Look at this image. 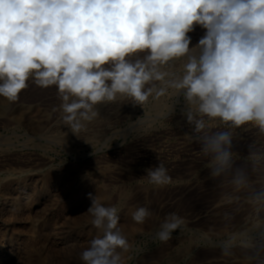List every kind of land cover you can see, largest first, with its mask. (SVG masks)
<instances>
[{"label": "clouds", "instance_id": "clouds-1", "mask_svg": "<svg viewBox=\"0 0 264 264\" xmlns=\"http://www.w3.org/2000/svg\"><path fill=\"white\" fill-rule=\"evenodd\" d=\"M197 26L204 34L190 47ZM30 80L56 87L74 134L99 115V105L142 106L167 97L172 116L182 98L181 115L209 178L230 186L225 199L234 212L241 202L250 209L223 238L213 241L205 232L200 238L224 257L239 250L244 264H264V146L250 143L243 158L234 151L236 130L264 135V0H0V98L17 102ZM217 121L226 128L213 130ZM146 172L150 184L172 183L161 163ZM90 198L87 212L102 235L79 259L125 264L130 244L119 209ZM151 215L139 206L132 220L143 225ZM185 227L183 217L169 213L154 239L167 243Z\"/></svg>", "mask_w": 264, "mask_h": 264}, {"label": "rangeland", "instance_id": "rangeland-1", "mask_svg": "<svg viewBox=\"0 0 264 264\" xmlns=\"http://www.w3.org/2000/svg\"><path fill=\"white\" fill-rule=\"evenodd\" d=\"M203 34L199 26L189 33L190 47ZM172 102L102 104L74 134L63 122L55 86L44 89L30 80L17 102L0 98V264H82L80 252L102 235L87 212L94 196L119 209V227L130 244L122 252L125 264H244L239 250L224 257L200 238L201 232L213 241L223 238L250 209L241 202L234 212L236 205L225 199L230 186L209 178L206 158L181 115L182 98L166 115ZM210 127L226 128L218 121ZM234 136L241 158L250 143L264 146V135L253 128ZM159 163L172 178L167 186L145 176ZM139 206L152 212L143 225L132 220ZM169 213L183 217L186 227L160 243L154 233Z\"/></svg>", "mask_w": 264, "mask_h": 264}, {"label": "bare ground", "instance_id": "bare-ground-1", "mask_svg": "<svg viewBox=\"0 0 264 264\" xmlns=\"http://www.w3.org/2000/svg\"><path fill=\"white\" fill-rule=\"evenodd\" d=\"M103 198V197H102ZM187 249V248H186ZM188 250V249H187Z\"/></svg>", "mask_w": 264, "mask_h": 264}]
</instances>
